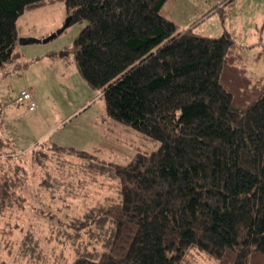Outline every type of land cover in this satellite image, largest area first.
<instances>
[{"label": "trees", "instance_id": "trees-1", "mask_svg": "<svg viewBox=\"0 0 264 264\" xmlns=\"http://www.w3.org/2000/svg\"><path fill=\"white\" fill-rule=\"evenodd\" d=\"M59 1L70 24L86 22L71 49L108 116L159 143L110 163L122 198L92 218L110 221L102 250L74 264H181L192 247L220 264H264V77L249 70L236 39L180 30L161 13L167 0H0V68L20 64L25 10ZM49 144L93 154L52 139L17 151L0 137V156L18 160L0 175V205L35 175L23 157L41 166ZM45 169L50 186L56 164Z\"/></svg>", "mask_w": 264, "mask_h": 264}, {"label": "rangeland", "instance_id": "rangeland-1", "mask_svg": "<svg viewBox=\"0 0 264 264\" xmlns=\"http://www.w3.org/2000/svg\"><path fill=\"white\" fill-rule=\"evenodd\" d=\"M161 13L180 30L191 28L206 36L229 31L249 70L264 77V0H167ZM69 15L65 3L59 1L26 9L19 17L18 40L36 38L41 42L18 43L20 64L0 68V137L21 151L44 138L65 144L80 142L93 131V144L102 150L83 156L55 152L49 144L41 156L43 163L34 169L29 155L23 157L21 164L29 169L28 175H35L12 190L0 205V264H74L86 251L100 252L110 221L92 218L122 198L120 180L110 163L127 164L138 151L159 148L157 141H148L110 118L102 91L92 88L79 72L71 47L86 22H73L56 38L42 41L60 29ZM26 88L35 89L36 111L18 101ZM97 122L112 129H98ZM16 161L1 155L0 175ZM54 164L57 170L52 172L49 186L42 177L49 179L45 168L52 169ZM98 224L102 230L96 229ZM181 264L220 263L192 247ZM250 264L263 263L256 257Z\"/></svg>", "mask_w": 264, "mask_h": 264}, {"label": "crops", "instance_id": "crops-1", "mask_svg": "<svg viewBox=\"0 0 264 264\" xmlns=\"http://www.w3.org/2000/svg\"><path fill=\"white\" fill-rule=\"evenodd\" d=\"M51 57L52 58H56L55 56H53V55H51ZM61 57V56H60ZM21 60V59H20ZM24 65L25 64H28V63H23ZM32 91L34 90V92H35V89H32V88H30ZM34 92H33V94H34ZM35 95V94H34ZM35 99H36V97H35ZM38 99V98H37ZM37 101V100H36ZM38 102H40L41 103V101H40V99H38ZM105 120L106 119H108V118H104ZM97 124H98V122H97ZM97 128L98 129H103V131H105V132H107V130H111L112 129V127L109 125V126H105V124L103 123H99L98 125H97ZM106 135V134H105ZM85 139H83L82 141H78V142H71L72 144H69V143H60L59 141L57 142V141H55L56 143H58V144H60V145H62V146H66V147H73L74 149H77V150H82V151H87V152H90V153H94V154H99L100 153V151L102 150V147L101 146H99V145H95V144H93L94 143V138H93V131H90L88 134H86L85 135ZM110 138V137H109ZM47 139V138H46ZM49 139V138H48ZM45 140V138L44 139H42V140H39V142H41V141H44ZM53 140V139H52ZM38 142V143H39ZM132 146V145H131ZM32 147H30V148H28V149H23V150H30ZM133 156H134V154H133ZM133 156L131 157V159L133 158ZM130 159V160H131Z\"/></svg>", "mask_w": 264, "mask_h": 264}, {"label": "water", "instance_id": "water-1", "mask_svg": "<svg viewBox=\"0 0 264 264\" xmlns=\"http://www.w3.org/2000/svg\"><path fill=\"white\" fill-rule=\"evenodd\" d=\"M71 20H72V15H69L64 25L60 29H58L56 32L52 33L51 35H49L47 38H45L42 41L48 42L52 40L53 38H56L58 35L62 34L67 29V27L70 25ZM33 42H41V40L36 39V38H20L19 39L20 44H29Z\"/></svg>", "mask_w": 264, "mask_h": 264}, {"label": "built area", "instance_id": "built-area-1", "mask_svg": "<svg viewBox=\"0 0 264 264\" xmlns=\"http://www.w3.org/2000/svg\"><path fill=\"white\" fill-rule=\"evenodd\" d=\"M18 100L22 103L27 102L30 110H35L38 108V103L35 99L33 91L29 88L23 89L20 92Z\"/></svg>", "mask_w": 264, "mask_h": 264}]
</instances>
